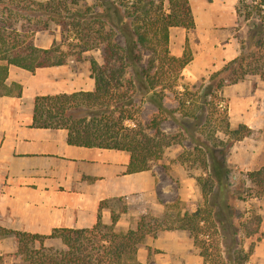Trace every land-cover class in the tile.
Returning <instances> with one entry per match:
<instances>
[{
	"label": "trees",
	"instance_id": "1",
	"mask_svg": "<svg viewBox=\"0 0 264 264\" xmlns=\"http://www.w3.org/2000/svg\"><path fill=\"white\" fill-rule=\"evenodd\" d=\"M235 12L238 54L202 77L194 90L187 85L180 90L178 80L193 52L187 40L180 55L172 53L170 28L195 27L190 0H0V61H5L0 63V95L15 90L21 95L20 85H5L9 64L35 71L65 64L70 55L80 60L85 51L102 48V62L90 58L94 89L37 95L33 126L65 128L71 144L126 150L128 172L150 169L171 144L161 127L177 111L162 101L171 90L178 96V109L195 123L203 117L198 111L209 108L207 115L217 118L218 131L228 138L220 141L226 149L256 131L242 122L232 127L228 106H219L224 87L252 76L264 80V0H237ZM53 26L61 27L60 41L55 38L48 48L37 45L35 34ZM119 35L124 44L117 40ZM145 100L158 108L147 123L139 120ZM218 145L195 147L202 173L195 178L202 199L194 208L184 206L162 219L140 214L134 227L122 230L117 222L128 204L117 197L100 202L92 227H54L40 234L0 224V240L12 236L29 264H143L137 253L148 235L184 230L203 264H255L251 255L264 230L261 205L252 200L264 196V165L246 171L243 178L228 175ZM104 208L110 209V222L103 220ZM46 240H59L63 247H47Z\"/></svg>",
	"mask_w": 264,
	"mask_h": 264
},
{
	"label": "crops",
	"instance_id": "2",
	"mask_svg": "<svg viewBox=\"0 0 264 264\" xmlns=\"http://www.w3.org/2000/svg\"><path fill=\"white\" fill-rule=\"evenodd\" d=\"M236 1L205 0L207 6L199 9L201 14L207 7L221 4L219 11H226L223 6H227L232 21L205 22L207 18L200 14V25L190 0L195 27L170 28L172 53L180 55L187 40L193 52L192 60L182 71L187 82L208 77L238 54L240 44L234 29ZM241 30L245 32L244 27ZM39 33L34 36L35 43L50 47L56 37H47L42 44L35 40ZM44 36L42 34V38ZM83 74L67 63L38 67L35 71L8 65L5 85H20L21 95H17L16 90L13 94L0 95L1 225L40 234H49L54 227H92L98 219L100 202L105 199L123 197L128 211L134 209L140 215L158 202L161 191L167 190L165 182H168L167 178L171 180V176L162 178L153 167L128 172L130 154L126 150L71 144L67 141L68 130L65 128L33 126L35 97L93 90L95 81L90 75V66ZM246 80L226 85L224 93L229 97L230 115L234 113L235 103L238 105L241 119L236 121V125L246 123L262 132V140L258 141L263 147L255 151L252 149L255 144L252 147L246 144L249 149L246 151L247 167L251 169L256 162L264 165V80L258 78L253 92H249ZM248 137L235 141L233 150L240 148L239 144L246 142ZM173 167V170H179L175 176L181 179V183L190 182L180 164L173 162ZM162 183L165 185L161 188ZM261 213L263 231L264 207H261ZM102 214L103 220L110 222V209L104 208ZM137 256L144 264H203L202 257L194 251L193 242L184 230H162L156 237L148 235ZM251 261L264 264V236L256 242Z\"/></svg>",
	"mask_w": 264,
	"mask_h": 264
},
{
	"label": "rangeland",
	"instance_id": "3",
	"mask_svg": "<svg viewBox=\"0 0 264 264\" xmlns=\"http://www.w3.org/2000/svg\"><path fill=\"white\" fill-rule=\"evenodd\" d=\"M205 0H192L194 8L196 10V15L198 18V21L200 25H202L201 21V10L204 6H207L204 2ZM221 4H216L213 7H207V10L205 13H202V16H205L207 20L205 22H220L225 23L229 20L232 21V17L227 10V6L225 7L226 11H219ZM245 29V28H244ZM38 39L35 38V40H39L37 42L42 43L44 40L47 39V37H56L58 41L61 39V27L53 26L51 30H43L40 31ZM42 34L45 36L42 38ZM220 36H223V34H220ZM36 37V36H35ZM46 38V39H45ZM117 40L124 44V39L121 35L117 36ZM43 44V43H42ZM171 49V48H170ZM102 48L99 49H92L89 51H85L82 55V59L75 60L74 55H70L69 60L67 62V65L70 66L72 69H78L81 72V75H84L85 70L89 68L90 66V58L96 57L99 62H102ZM145 57H147V54H145ZM258 78L255 76L247 78L246 82L249 86V92H253L255 90V87L257 86ZM201 82V78L197 79L194 82H187V80L183 79L182 77L178 80V89L183 90V85H187L190 87L191 90H194L193 86L198 85ZM254 83H256L254 85ZM228 85V84H227ZM225 89V87H224ZM224 89L220 95V108H223L225 105L228 106V112L230 116V121L232 127L236 126V121L240 120L237 109V104L235 103L234 107V113L232 112V115H230V109H229V97L224 93ZM233 93V90H230ZM258 93H263L261 90H259ZM262 95V94H261ZM233 96L236 98L235 93H233ZM178 96H176L171 90L166 91V96L163 98V103L165 106L169 109H176L177 111L175 113V117H169L165 118L162 122V130L170 135V142L171 144L166 146L164 149V153L162 157L152 163V167L156 172L161 175L162 178L166 177V175L171 176V180L167 178L168 182H165L167 184V190L161 191L160 195L158 196V202H156L153 207H148L147 210L142 214H148L157 217L158 219H162L166 213L175 214L178 211H183L184 206L185 208L191 207L194 208L195 204L199 202L202 199V194L200 187L196 181V176L202 174L201 173V164L200 160L196 158L197 151H195V147H201L203 143H207L209 145H218L216 149H219L220 153L217 152L218 157L220 159L226 160V166L229 169L228 175H237L239 178H243L244 175H246V171L256 169L254 167L260 166V163H257L251 168L247 164V155L246 151L249 150L246 148L247 146H254L252 149H255L257 151L261 146V135L262 132L255 129L256 133L248 137L246 142H243V144H239L240 148H236V151L233 150L234 143L228 146V148L225 149V146L221 144L220 141H227V137L224 136L220 131H218L217 125H219V122L217 121V118L215 116L209 117L207 115L209 108L205 106V112L198 111L199 115L203 114V117H201L200 122H196L185 115L183 109H178ZM262 99V97H261ZM198 103L199 99H196ZM236 101V100H235ZM158 111V108L156 104L151 100H145L142 103V111L139 116V120H141L143 123H147L148 120ZM205 113V114H204ZM245 138V137H244ZM247 138V136H246ZM259 140V141H258ZM202 148V147H201ZM236 152V153H235ZM239 152V153H238ZM173 155H176V158L172 159ZM182 158L188 157L185 161L180 160ZM244 160H243V159ZM261 158H258L260 161ZM173 162L180 164L183 168L184 175H186L190 182H184L181 183V179L177 178L175 175L179 173V170H173ZM181 175V174H179ZM165 183H162L160 186L162 188ZM160 188V189H161ZM183 193V194H182ZM177 200H181L182 202H178ZM254 204L261 205V207H264V196L253 199L252 200ZM168 204L169 206H166ZM120 204L116 205V208L118 209ZM261 211V210H260ZM138 211H135L134 209L130 210L128 212L122 213L120 219L118 220L117 229L126 230L130 227H134L136 225V222L139 218ZM260 231L261 228H260ZM253 239H255L253 237ZM247 242L250 241V239H246ZM45 245L47 247L53 246L55 248H62L59 240H46ZM39 244H35V248H38ZM193 249V248H192ZM198 248L194 246V251L198 252ZM0 255L4 256L3 262H0V264H29L28 260H26L25 255L18 251V247L15 244V240L12 236L3 238L0 240ZM160 257V256H159ZM160 261V258H159ZM144 264V263H143ZM145 264H154L153 262H146Z\"/></svg>",
	"mask_w": 264,
	"mask_h": 264
}]
</instances>
